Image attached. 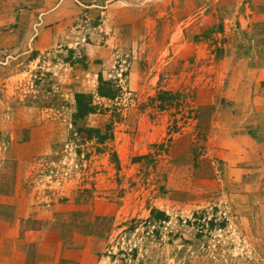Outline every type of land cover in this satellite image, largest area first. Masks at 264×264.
I'll list each match as a JSON object with an SVG mask.
<instances>
[{"label": "rangeland", "instance_id": "1", "mask_svg": "<svg viewBox=\"0 0 264 264\" xmlns=\"http://www.w3.org/2000/svg\"><path fill=\"white\" fill-rule=\"evenodd\" d=\"M76 1L0 0V195L42 258L264 264V179L212 126L239 111L231 63L264 56V0Z\"/></svg>", "mask_w": 264, "mask_h": 264}, {"label": "crops", "instance_id": "2", "mask_svg": "<svg viewBox=\"0 0 264 264\" xmlns=\"http://www.w3.org/2000/svg\"><path fill=\"white\" fill-rule=\"evenodd\" d=\"M72 1L73 0H60V2L41 16L45 18L55 15L62 17L60 13L63 10H60V8H62L64 4ZM256 1L257 3H263L260 0ZM19 29H17V31H20ZM30 31L32 33V30ZM49 34L50 32H48V35ZM45 40L46 42L43 44H30L28 48L23 51L22 55L33 50H43L47 43L50 45L53 44V40L49 37H46ZM260 49H262L261 46ZM8 50L9 46L6 39H0L1 53ZM7 58L8 57H6V60ZM247 60L250 61L249 58L241 57L238 60L239 63H237L238 61L234 64L231 63L233 66L236 65L241 68L246 66L250 68L247 74L241 75L239 81L240 85L243 82L247 84L244 85L243 88H240V90L238 89L236 92H233L231 96L232 99L238 101L239 107L237 108L239 111L235 114L231 113L232 117L229 123H224L222 125L217 121L213 123L212 126L218 128L222 126L220 134L217 132L216 135L220 140L225 141L223 143L224 146L229 147V156L233 158L232 163L242 167L256 165L254 168L260 170V176L264 179V69L262 71L260 70V68L264 67V56H256L252 60L255 64L253 62H247ZM30 63L37 65L38 62L35 59ZM1 64L4 65L5 63ZM256 66L258 67L257 71L255 70ZM233 76L234 75H231L230 78ZM18 78H23V75ZM9 80L10 78L4 79L6 84ZM246 88H248V90H246ZM5 93H9V90ZM5 179L9 181L8 175L5 174V172L0 173V187L3 185ZM8 189L19 192L17 180L15 185L8 187ZM21 209L24 211V207L21 201L17 200L16 195L12 198H9L7 194L0 195V213L4 214V211H8V213L12 211L16 212V215L12 217L9 215L6 217L0 215V264H55L56 262L52 263V260H59V256L55 258L52 257L51 261L44 256V258H42L43 252L40 247V233L36 231L30 232V235L26 233V225L24 218H22L24 215H19V212H21V214L23 213L20 211ZM35 242L37 243L35 246L36 249L30 250V246L35 245ZM98 264H100V261Z\"/></svg>", "mask_w": 264, "mask_h": 264}, {"label": "trees", "instance_id": "3", "mask_svg": "<svg viewBox=\"0 0 264 264\" xmlns=\"http://www.w3.org/2000/svg\"><path fill=\"white\" fill-rule=\"evenodd\" d=\"M101 96L104 97L103 94H101ZM80 108H81V106H80ZM78 113H79V103H78ZM80 115H81V113H80Z\"/></svg>", "mask_w": 264, "mask_h": 264}]
</instances>
